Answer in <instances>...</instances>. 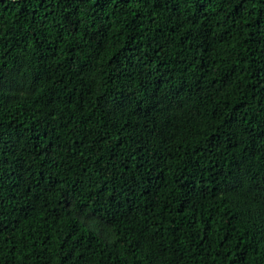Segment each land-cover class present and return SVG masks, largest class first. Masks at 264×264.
<instances>
[{"label":"trees","instance_id":"obj_1","mask_svg":"<svg viewBox=\"0 0 264 264\" xmlns=\"http://www.w3.org/2000/svg\"><path fill=\"white\" fill-rule=\"evenodd\" d=\"M0 264H264V0H0Z\"/></svg>","mask_w":264,"mask_h":264},{"label":"water","instance_id":"obj_2","mask_svg":"<svg viewBox=\"0 0 264 264\" xmlns=\"http://www.w3.org/2000/svg\"><path fill=\"white\" fill-rule=\"evenodd\" d=\"M11 1H14V0H11Z\"/></svg>","mask_w":264,"mask_h":264}]
</instances>
